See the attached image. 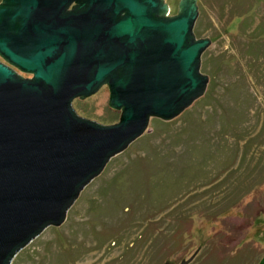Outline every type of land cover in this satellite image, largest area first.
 Listing matches in <instances>:
<instances>
[{"label":"rangeland","instance_id":"obj_1","mask_svg":"<svg viewBox=\"0 0 264 264\" xmlns=\"http://www.w3.org/2000/svg\"><path fill=\"white\" fill-rule=\"evenodd\" d=\"M164 1L178 13L181 0ZM248 3L229 17L226 0H197L196 40L213 38L202 94L172 119L152 117L144 134L81 190L66 221L45 228L10 264H180L198 251L190 264L260 262L264 0ZM0 61L8 63L1 55ZM110 96L106 84L73 108L116 124L122 110L110 106Z\"/></svg>","mask_w":264,"mask_h":264},{"label":"water","instance_id":"obj_2","mask_svg":"<svg viewBox=\"0 0 264 264\" xmlns=\"http://www.w3.org/2000/svg\"><path fill=\"white\" fill-rule=\"evenodd\" d=\"M197 5L181 0L169 17L164 0L0 3V55L9 63L0 61V264L63 224L81 190L152 117L172 119L202 94L213 38L196 40ZM105 84L120 121L78 116L74 100Z\"/></svg>","mask_w":264,"mask_h":264},{"label":"trees","instance_id":"obj_3","mask_svg":"<svg viewBox=\"0 0 264 264\" xmlns=\"http://www.w3.org/2000/svg\"><path fill=\"white\" fill-rule=\"evenodd\" d=\"M3 0H0V3L2 2ZM248 1H250V0H226V5L228 4V3H231L232 4V9H231V11H230V13H229V17H232V13H234L236 10H239V9H241V10H246V9H248V7H249V3H248ZM254 1H256V0H254ZM258 26H259V24H258ZM242 30H243V28H241ZM213 86V85H212ZM256 206V205H255ZM220 241H219V244H218V246H223V242H224V239H219ZM218 246H216V247H214V249L216 250V251H219V250H221L220 248H218L217 249V247ZM226 249L225 248H223L222 249V251H225ZM237 252V251H236ZM223 253V252H222ZM220 254V253H219ZM221 255V254H220ZM222 255H224V253L222 254ZM225 256V255H224ZM234 259V258H233Z\"/></svg>","mask_w":264,"mask_h":264},{"label":"flooded vegetation","instance_id":"obj_4","mask_svg":"<svg viewBox=\"0 0 264 264\" xmlns=\"http://www.w3.org/2000/svg\"><path fill=\"white\" fill-rule=\"evenodd\" d=\"M166 4H168V12L165 14L166 16H169V17H172V16H176L177 14H179V11H178V13L176 14L175 12H172V9H171V6L169 5V3L168 2H166ZM78 6V8L80 7V5L79 4H77V3H74V4H72V6L69 8V11H72V10H74L76 7ZM33 77V76H32ZM31 78V77H30ZM106 85V84H105ZM107 85H109V84H107ZM110 88V87H109ZM100 91V90H99ZM95 95V94H94ZM93 96V95H92ZM87 98V97H86ZM76 99H84V98H81V97H78V98H76ZM75 99V100H76ZM74 100V101H75ZM175 264H177L176 262H174ZM258 264H264V256H263V258H261V260H260V262L258 263Z\"/></svg>","mask_w":264,"mask_h":264},{"label":"bare ground","instance_id":"obj_5","mask_svg":"<svg viewBox=\"0 0 264 264\" xmlns=\"http://www.w3.org/2000/svg\"><path fill=\"white\" fill-rule=\"evenodd\" d=\"M264 90V89H263ZM262 97V96H261Z\"/></svg>","mask_w":264,"mask_h":264}]
</instances>
